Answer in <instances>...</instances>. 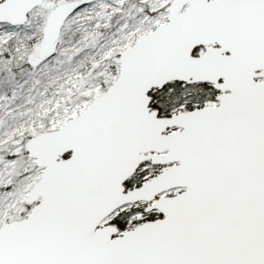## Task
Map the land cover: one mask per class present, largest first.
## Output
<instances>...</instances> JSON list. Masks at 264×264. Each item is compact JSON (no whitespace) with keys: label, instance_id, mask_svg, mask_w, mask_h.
I'll list each match as a JSON object with an SVG mask.
<instances>
[{"label":"snow or ice","instance_id":"snow-or-ice-1","mask_svg":"<svg viewBox=\"0 0 264 264\" xmlns=\"http://www.w3.org/2000/svg\"><path fill=\"white\" fill-rule=\"evenodd\" d=\"M0 264H264V0H0Z\"/></svg>","mask_w":264,"mask_h":264}]
</instances>
